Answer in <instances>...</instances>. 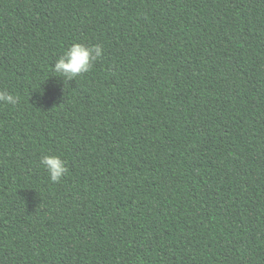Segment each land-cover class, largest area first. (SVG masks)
<instances>
[{"label":"trees","instance_id":"trees-1","mask_svg":"<svg viewBox=\"0 0 264 264\" xmlns=\"http://www.w3.org/2000/svg\"><path fill=\"white\" fill-rule=\"evenodd\" d=\"M0 89V264H264V0H0Z\"/></svg>","mask_w":264,"mask_h":264},{"label":"clouds","instance_id":"clouds-1","mask_svg":"<svg viewBox=\"0 0 264 264\" xmlns=\"http://www.w3.org/2000/svg\"><path fill=\"white\" fill-rule=\"evenodd\" d=\"M103 55V48L100 44L72 43L52 65V71L62 80L71 81L88 73L95 61ZM21 97L8 90L0 89V103L15 106L20 103ZM40 166L48 174L52 183H59L67 174V162L58 154L46 153L40 158Z\"/></svg>","mask_w":264,"mask_h":264}]
</instances>
